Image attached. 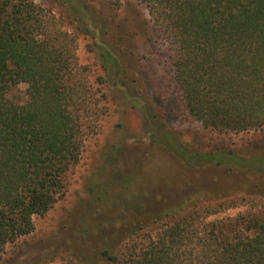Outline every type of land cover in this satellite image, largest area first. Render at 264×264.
<instances>
[{
	"label": "trees",
	"instance_id": "trees-1",
	"mask_svg": "<svg viewBox=\"0 0 264 264\" xmlns=\"http://www.w3.org/2000/svg\"><path fill=\"white\" fill-rule=\"evenodd\" d=\"M138 1L166 39L188 114L219 131L263 128L264 0ZM47 30L32 0H0V255L8 243L35 230L34 216L54 205L63 175L81 152L86 99L74 41L67 33ZM107 42L113 51L106 53V62L117 65L120 55ZM108 66L103 81L124 85ZM20 84L27 85L26 98L17 92ZM215 166L223 167L220 161ZM227 169L237 173L236 167ZM204 194L210 198L225 191L195 186L127 225L123 233L131 235L156 228L142 246L130 243L124 250L109 243L99 260L82 263L264 264V211L207 221L216 209L197 208ZM141 204L144 213L147 202Z\"/></svg>",
	"mask_w": 264,
	"mask_h": 264
},
{
	"label": "rangeland",
	"instance_id": "rangeland-1",
	"mask_svg": "<svg viewBox=\"0 0 264 264\" xmlns=\"http://www.w3.org/2000/svg\"><path fill=\"white\" fill-rule=\"evenodd\" d=\"M32 1L47 31L67 33L74 41L75 68L86 99L82 147L63 175L54 205L34 216L31 234L6 245L0 264H83L99 260L109 243L124 250L130 243L142 246L156 228L131 235L123 233L127 225L169 206L195 186L225 191L210 198L204 194L198 201L197 208L215 206L207 221L264 211V127L219 131L188 114L166 39L143 3ZM106 41L120 55L117 65L106 62V53L113 51ZM105 65L114 67L124 85L103 81ZM17 92L26 98L27 85L20 84ZM216 161L223 167L215 166ZM229 166L237 173H228ZM143 199L148 207L140 213Z\"/></svg>",
	"mask_w": 264,
	"mask_h": 264
}]
</instances>
